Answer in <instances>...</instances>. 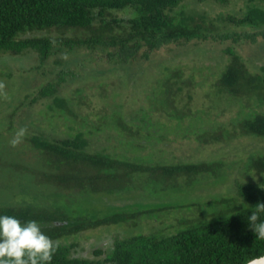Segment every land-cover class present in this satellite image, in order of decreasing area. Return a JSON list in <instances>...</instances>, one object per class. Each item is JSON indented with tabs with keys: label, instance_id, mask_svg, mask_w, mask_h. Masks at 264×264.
Segmentation results:
<instances>
[{
	"label": "trees",
	"instance_id": "obj_1",
	"mask_svg": "<svg viewBox=\"0 0 264 264\" xmlns=\"http://www.w3.org/2000/svg\"><path fill=\"white\" fill-rule=\"evenodd\" d=\"M206 1L225 8L237 0H0V55L10 83L6 98L0 95V156L7 158L6 133L26 127L21 146L41 165L7 159L16 192L5 184L0 215L37 221L59 240L51 264H245L264 255V240L247 219L264 202V144H251L264 140V65L233 45L216 57L206 46L264 40V0H241L238 15L214 17L196 9ZM187 44L185 52L200 63L215 60L218 72L202 93L209 104L201 111L191 100L205 80L195 69L183 75L173 67ZM56 46L82 48L89 64H110L95 84L117 71L118 90L89 96L80 79L91 76L52 58ZM161 48L168 59L147 69L134 64ZM28 52L33 62L25 68L20 60ZM86 98L97 107L84 109ZM231 105L237 109L224 123L212 116L211 108ZM25 106L28 113L17 117ZM177 137L194 141L202 154L168 157ZM123 195L129 202L115 204ZM162 219L165 228L143 233L142 225ZM117 227L131 233L115 238L101 260L73 254L79 233Z\"/></svg>",
	"mask_w": 264,
	"mask_h": 264
},
{
	"label": "rangeland",
	"instance_id": "obj_2",
	"mask_svg": "<svg viewBox=\"0 0 264 264\" xmlns=\"http://www.w3.org/2000/svg\"><path fill=\"white\" fill-rule=\"evenodd\" d=\"M242 7V1L241 0H237L234 1L233 3H231L230 5L226 6L225 8H221L219 5H217L215 2L213 1H206L203 2L201 4H199L196 9L199 12H206L208 13L209 17H214L215 15H217L219 12L222 13H228V12H234L236 15L239 14V10ZM228 11V12H227ZM121 16H127L123 13H120ZM188 45V44H187ZM228 45H233L235 47V50L237 52H239L241 55L243 56H253L254 60H255V66L258 65H264V40H262L261 38H258L256 40L255 43H249L247 41L244 42H232L231 39H227V40H215L212 41L210 45H206L207 47H210L211 49H216L217 51L213 52L211 56L216 57L217 55H219V50L227 47ZM190 46H184L181 47V51L186 50V48H189ZM55 53L51 56L52 58L56 57L59 59H62L63 62H67L66 64L69 65L71 67V69L74 71V73H76V75L78 76H82L85 78V76L89 75L91 76V78L89 77L87 80H83V78L80 79V83L85 87L86 92L89 94V96H93L92 94H99L102 95L103 97H108L110 94L109 93H113L114 90H118V88L116 89V85L118 83V81L116 80V76L114 74L117 73L114 72V74L112 73H108V77L104 78V80L102 81V86L97 87V83H96V75H98L97 78H99V75L97 72H100L105 70L107 71L108 69L111 68L110 64H106V63H98L97 65L92 63H88V61H86V57L84 56V50L81 49H77L74 48L72 51H67L65 46H62L60 48H57V46L55 47ZM194 54V53H193ZM191 54V52H184L182 55V58H178L175 59V66L173 65L174 69L179 70L183 73V75H187L189 71V69H195L194 71V77L196 79H204L205 80V85L198 87L195 91L194 97L191 100V103L193 104V108L194 109H198L199 111H201L202 109L207 108L209 102L205 99L202 98L203 94L205 93L208 89H206V85L212 83L213 81L216 80L217 76H218V72H216L215 68H214V63L215 60L210 59L208 61H204L201 62L197 59H192V57H194V55ZM191 55V56H190ZM168 54L164 49H159L158 51H151L150 55L148 56V58H144L143 56L140 57V60L136 61L134 64L136 66H140V67H144L145 69L149 68V65L151 64L152 61H156L158 60V58H167L168 59ZM6 57L5 54H1L0 55V81L4 82L6 87L4 89V92H9L10 87L7 81L8 78L6 76V72L8 71V68L1 63V60H3ZM198 57V56H197ZM33 62L32 59V55H30V53H25L23 54V56H21V60L20 63L21 65H23L25 68L30 67V63ZM183 62V63H182ZM16 63V62H15ZM186 64L188 66H186L184 68V70H181L180 65ZM95 65V66H94ZM212 66L210 67L209 70H207V66ZM17 67H18V63L15 64V72L17 71ZM21 71V70H20ZM92 71V72H91ZM91 72V73H90ZM93 72H96L93 73ZM21 73V72H20ZM23 73V72H22ZM259 73V74H257ZM212 75H214L213 78ZM252 75H257V77H261L262 74L258 71V70H250V76ZM95 78V79H93ZM257 82H261V78L260 79H255ZM258 82V83H259ZM77 83V82H76ZM96 83V84H95ZM114 89V90H113ZM234 91L236 93V95H242V94H246V92L243 91H238L237 88H234ZM17 92V91H16ZM136 94V91H133L132 93H130L131 96H134ZM232 100V99H231ZM86 102V106L84 107V109H86L88 107V103H89V108H94L97 107L96 102H94L93 100L87 101V98L85 100ZM237 106L236 105H231V106H220L218 109L216 110H212V108L210 109L212 111V116H215V113H219V115L215 116V118L218 121H221L222 123H224L227 119H229L230 116H232L234 114V112L236 111ZM29 108L22 107L20 109H18L16 116H22L25 113H28ZM3 114L0 113V117ZM15 125L18 126L17 120H15ZM42 126H46L44 123H42ZM1 130V129H0ZM29 131H32L31 129ZM28 132V131H27ZM3 133H6L5 131H3ZM13 133V132H11ZM15 134V133H14ZM14 136V135H13ZM13 136H10V134L6 133V139H12ZM25 142V139L22 143H20L19 145H17L16 147H12L10 144L8 145L7 151L5 153L7 158H3L0 156V200H3L4 198L7 199L8 197L7 194L5 192L1 191H6L4 186L7 185H11L13 192H16L15 185L17 183V175L16 173H9L7 174V168H8V164L7 163V159L9 161H13L11 164H24L27 165L29 163H33L35 164V166L40 167L41 165H39V160L35 155V152L33 150H29L27 148H23L21 145ZM251 144H255L258 146H261L264 144V140H254L253 142H251ZM171 147L170 151V155L168 157H176L178 158L180 161H185L186 159H190L193 157H196L197 155H201L202 152H197V150L195 149L196 144L194 141L192 140H187V139H183V138H175L172 142H170V144L168 145V147ZM205 149L208 150H212L213 148L210 147H205ZM196 152V153H195ZM193 153H195L193 155ZM163 157H165V155L162 153L161 154ZM204 156V154H203ZM167 157V156H166ZM172 160V159H171ZM35 162V163H34ZM32 164V165H33ZM9 178V179H8ZM33 179V178H32ZM39 187V189L42 191L43 186H36ZM46 189H51L50 187H47ZM218 190V188L216 189ZM12 192V193H13ZM201 194H205L206 191H201ZM120 197L122 198L120 200ZM117 197V200H114L115 204H120L123 201L124 202H129V200L127 198H125V196H120ZM163 221V222H160ZM169 221L166 220H150L148 223L144 224L141 226L143 233H148L151 232L155 229H159V228H165L167 226V223ZM131 233V230H124L121 227H117L115 229H100L98 228L97 230L94 231H84L78 234L75 242H76V247L74 248V255L80 256V257H84V258H88V259H94V260H101L102 258H104V251H107L111 246H112V242L115 238H121L123 236H126L128 234ZM97 248H100L101 250H103V254H99V255H95L93 253V251Z\"/></svg>",
	"mask_w": 264,
	"mask_h": 264
},
{
	"label": "clouds",
	"instance_id": "obj_3",
	"mask_svg": "<svg viewBox=\"0 0 264 264\" xmlns=\"http://www.w3.org/2000/svg\"><path fill=\"white\" fill-rule=\"evenodd\" d=\"M184 52L181 51L182 54ZM195 56L192 57L193 61ZM186 66L188 65L185 64ZM5 87V83L0 81V95L6 98ZM27 131L26 127L18 129L9 141L10 145L16 147L22 143ZM254 207L255 210L247 217L248 224L256 238L264 240V202L258 201ZM58 223L59 221L53 222L50 227L54 228ZM59 246L60 241L47 235L37 221L22 223L15 216L0 215V264H51ZM246 264H264V255L251 257Z\"/></svg>",
	"mask_w": 264,
	"mask_h": 264
},
{
	"label": "water",
	"instance_id": "obj_4",
	"mask_svg": "<svg viewBox=\"0 0 264 264\" xmlns=\"http://www.w3.org/2000/svg\"><path fill=\"white\" fill-rule=\"evenodd\" d=\"M246 264V263H245Z\"/></svg>",
	"mask_w": 264,
	"mask_h": 264
}]
</instances>
